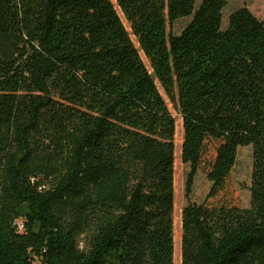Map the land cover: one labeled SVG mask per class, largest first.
<instances>
[{
  "label": "trees",
  "instance_id": "16d2710c",
  "mask_svg": "<svg viewBox=\"0 0 264 264\" xmlns=\"http://www.w3.org/2000/svg\"><path fill=\"white\" fill-rule=\"evenodd\" d=\"M226 5L0 0V264H174L164 97L185 196L210 183L181 264H264V21L243 6L223 28ZM240 147L248 207L224 197Z\"/></svg>",
  "mask_w": 264,
  "mask_h": 264
},
{
  "label": "rangeland",
  "instance_id": "374dc122",
  "mask_svg": "<svg viewBox=\"0 0 264 264\" xmlns=\"http://www.w3.org/2000/svg\"><path fill=\"white\" fill-rule=\"evenodd\" d=\"M200 1V0H198ZM247 7L257 18L264 21V0H227V5L222 14V27L228 23L229 12ZM190 18H183L173 26L171 32L179 34ZM125 24V22H124ZM170 29H168L169 31ZM148 65L147 62H145ZM162 93V91L160 90ZM167 106L175 119L176 132L174 138V264H181V211L188 202L201 203L205 200L210 183L205 174L199 171L194 179L193 188L189 197L185 196V180L189 167L181 161V146L183 140L182 120L179 112L164 97ZM251 172V148L240 147L237 153V161L228 179L224 197L231 198L243 207L249 206V191Z\"/></svg>",
  "mask_w": 264,
  "mask_h": 264
}]
</instances>
